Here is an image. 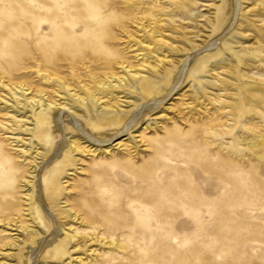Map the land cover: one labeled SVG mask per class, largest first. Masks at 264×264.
Segmentation results:
<instances>
[{
  "label": "rangeland",
  "instance_id": "1",
  "mask_svg": "<svg viewBox=\"0 0 264 264\" xmlns=\"http://www.w3.org/2000/svg\"><path fill=\"white\" fill-rule=\"evenodd\" d=\"M234 4L232 15L219 27L221 0H0L1 98L11 99L9 87L23 81L15 76L23 72L26 50L66 45L68 40L93 41L96 36L94 50L100 56L87 59V75L95 74L99 81L104 75H149L145 70L159 65L166 53L169 63L184 68L178 83L163 79L170 91L158 102L154 91L113 89L114 95L131 92L139 99L144 120L112 141L96 143L68 129L64 144L71 134L88 141L80 145L81 153L69 156L65 149L68 161L58 163L51 143L40 149L48 158L37 159L41 170L33 176L39 174L49 203L67 202V209L79 214L73 223L64 209H57L53 219L77 235L81 249H66L56 258L48 246L35 264H84L87 258V264H264V143L257 144L264 139V109L248 103V90L264 92V79L243 61L253 59L264 67V0ZM55 34L68 40L61 44ZM212 53L202 60L201 72L193 71L199 58ZM62 70L63 76H72L71 69ZM30 80L39 82L33 73ZM11 104L15 108L3 110L0 101V122L6 124L0 125V154L10 160L0 162V170L13 164L14 157L22 175L29 174L35 170L39 140L13 121L14 112L7 115L17 108ZM71 121L64 113L65 127ZM11 136L24 138L23 147L14 146ZM120 142L125 147L117 146ZM27 204L33 209L28 219L42 229L35 201ZM134 207L147 215L142 219L149 226L133 218ZM110 224L136 227L143 234L121 236L125 229L118 230L110 243L102 234ZM43 230L46 243L54 239L53 230ZM150 230L156 232L155 240L146 238ZM13 234L0 227V254H16L15 260L0 255V264H22L24 243L18 250L4 247L14 241Z\"/></svg>",
  "mask_w": 264,
  "mask_h": 264
},
{
  "label": "bare ground",
  "instance_id": "2",
  "mask_svg": "<svg viewBox=\"0 0 264 264\" xmlns=\"http://www.w3.org/2000/svg\"><path fill=\"white\" fill-rule=\"evenodd\" d=\"M221 2L222 10L217 19L219 27H223L224 24H226L228 17L232 15L235 7L234 0H221ZM84 24L87 28V20ZM94 24L97 26V23L94 22ZM52 30L54 29L52 28ZM66 32L63 33L66 34ZM91 33L94 35L95 32ZM57 34H55V37L61 44L65 42V39L68 40V37L64 38ZM90 37L91 36L88 38ZM92 38H94L93 41H95L96 36ZM93 41H87V38H81V40H68L69 43L61 45L62 47L59 46L60 44L50 47L51 45L49 44L50 48L37 47L38 49L34 51L26 50L22 59L24 64L21 66L23 72L15 76L21 78L23 81L21 83L11 84V87H9L12 95L11 99L7 98L8 96H5V98L0 97V101L5 105L3 110L15 108V105L11 104V102L17 104L15 111L14 109L11 112L7 111V115H11V113L14 112V114H12L14 118L13 121H15L17 125L23 126L27 133L32 132L34 137L42 142V144H40L38 141L36 145V158L33 163L31 162L32 165L35 166L33 172L22 175L23 173H21L16 158L14 157H12L13 164H7L0 170V227L5 229V231H10V233H15L13 234L15 235V238H13L14 241L5 244L4 247H10V250H18L22 247V243H24L23 245L26 247V252L22 264H35L36 258L40 255V252L48 246H50L48 252L56 258H59L61 254L65 253L66 249H73L72 253L81 249L76 242L77 235L74 234L71 229L68 230L64 225H58L53 219L54 211L57 209H64L67 218L73 223H77L80 220L79 214L71 208L67 209L65 205L67 202L64 203V206H60V204L53 206L52 203H49L47 199L44 198L40 188L41 182L39 174L33 176L34 173H38L41 170V168L38 169L39 164L37 159L40 157L45 161V158H48L46 152L42 153L40 149L45 150L51 143V152L56 149V153L60 156L58 163L68 161V155H63V150L65 149L69 150V156L70 154L77 155L81 153L80 145L87 144L88 141L80 138L77 134H75V136L71 134L64 144L62 140L66 136L64 133H66L68 129L72 130L74 133L80 131L88 137H91V140L96 143H108L112 141L130 127H135L144 120L140 110H138V108L142 106V102H139L137 98H132L131 92L147 93L149 91H154L158 94L156 97L158 102L166 97L170 91L167 86L163 85V79L165 80L168 77V81L173 82L174 85L182 80L184 75V68L169 63V55L166 53L163 54V58H159V65L152 67L151 70H145L149 75H140L139 73L129 74L130 72L127 70L126 73L129 74L127 77L104 75L102 76L103 78L100 77L101 79L99 81L95 74L92 75L93 77H91L90 74L87 75V59L93 58L96 60L97 57L100 56V54L94 50L96 47ZM55 44L56 43L52 45ZM214 54L215 53L206 54L199 58L193 71L197 73L201 72L202 60ZM33 60H36L37 63H34ZM243 61L248 70H255V76L264 79V67H258L257 61L253 59L247 58ZM108 62L109 60L105 62L107 67ZM80 65H82V67ZM91 65L94 66L92 63ZM96 66L99 67L100 64ZM121 66L123 69H126L123 64H121ZM170 66L172 67L171 69ZM64 67L72 70L71 77L63 76L62 68ZM173 68L180 69L177 70L174 76H171L170 73ZM32 73L36 74L39 78V82L33 83L30 80ZM243 75L247 78L250 77L248 72H244ZM253 81V83L256 82L255 80ZM2 83L1 81V85ZM5 87L8 86L6 85ZM120 87L128 89L131 92L129 94L121 92L120 94L114 95L113 89ZM172 87L173 86H171V88ZM235 91H237L236 94H239L238 89H235ZM248 93V103L252 104V107L264 109V106L261 105L264 100L263 90L251 87ZM121 94L124 95L121 96ZM106 98L107 100H105ZM113 100L115 101L113 102ZM155 108V105L149 106V111ZM230 108L232 111H235V106H231ZM29 113L32 116L28 115ZM64 113L68 114L72 119V123H70L71 127H65L66 125L63 122ZM0 125L3 127L6 124L0 122ZM29 125H34V128H31ZM8 138L14 139L16 143L14 146L19 148L24 145L22 144L21 146L20 143H25L24 138L20 136H11ZM61 141L64 145H58ZM260 143H264L263 138L259 139L257 144ZM39 145L40 148H38ZM117 146L125 147L124 142L118 143ZM25 150L26 148L21 151L24 152ZM6 161L10 162L8 158L0 154V162ZM45 180L47 179H44V183L46 182ZM29 200H33L36 203L34 212L38 216V220H40L42 229H39L38 225L34 224L33 218L28 219V217L31 216V211H33L32 208H28L29 204H27V202ZM133 209H135L134 212L130 210L133 218H137L140 220L141 224L149 226V222L145 223L142 219L143 217H147V215L139 214L137 211L139 207H134ZM45 227H49L54 231V239L47 243L45 240L48 235L43 230ZM58 227L60 230H58ZM126 228L128 229L129 227L126 225L121 226L118 224V226H116L110 224L109 227L102 230V234L103 236L111 238L112 242L110 243H113L115 240L116 231L118 230L125 229V231L120 234L121 236L132 235L137 237L143 234V231L136 227L134 229L129 228L128 230ZM96 230L97 228L93 227V231L95 232ZM145 236L146 238L155 240L157 234L153 230H150L145 233ZM22 237L23 240H21ZM85 237L89 236L86 234ZM2 239L3 238L0 236V242ZM89 241L93 240H85V242ZM121 247H123V243ZM0 255L4 258H11L12 260L16 258V254L14 253H1ZM80 261L83 262L82 259Z\"/></svg>",
  "mask_w": 264,
  "mask_h": 264
}]
</instances>
